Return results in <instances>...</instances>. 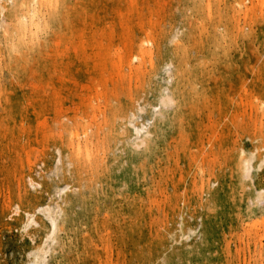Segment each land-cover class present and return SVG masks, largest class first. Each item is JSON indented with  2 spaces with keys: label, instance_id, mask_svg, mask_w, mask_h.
Listing matches in <instances>:
<instances>
[{
  "label": "rangeland",
  "instance_id": "obj_1",
  "mask_svg": "<svg viewBox=\"0 0 264 264\" xmlns=\"http://www.w3.org/2000/svg\"><path fill=\"white\" fill-rule=\"evenodd\" d=\"M0 264H264V0H0Z\"/></svg>",
  "mask_w": 264,
  "mask_h": 264
},
{
  "label": "bare ground",
  "instance_id": "obj_2",
  "mask_svg": "<svg viewBox=\"0 0 264 264\" xmlns=\"http://www.w3.org/2000/svg\"><path fill=\"white\" fill-rule=\"evenodd\" d=\"M29 12H33V10H30ZM138 58V57H137ZM78 138H79V134H75L74 136H73V140L74 139H77L78 140Z\"/></svg>",
  "mask_w": 264,
  "mask_h": 264
}]
</instances>
